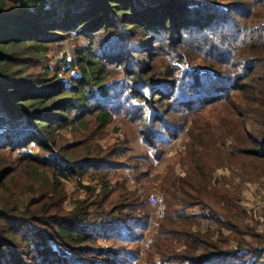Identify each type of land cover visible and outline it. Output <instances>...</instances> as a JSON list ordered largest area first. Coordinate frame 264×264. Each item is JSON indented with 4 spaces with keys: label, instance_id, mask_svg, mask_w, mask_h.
Here are the masks:
<instances>
[{
    "label": "trees",
    "instance_id": "16d2710c",
    "mask_svg": "<svg viewBox=\"0 0 264 264\" xmlns=\"http://www.w3.org/2000/svg\"><path fill=\"white\" fill-rule=\"evenodd\" d=\"M224 1L0 0V264H107L106 254L134 264L150 229L145 180L185 131L180 158L191 172L160 189L165 214L149 260L264 264V233L248 228L247 240L232 222L245 214L240 194L209 190L222 165L264 178V23L255 26L264 0ZM71 38L87 43L54 70L52 53ZM199 59L208 70L180 67ZM180 83L192 96L180 91L168 106ZM203 110L221 121L196 118L190 133L181 117ZM116 114L143 151L127 135L104 141ZM196 207L201 215L188 213ZM204 218L233 236L195 231Z\"/></svg>",
    "mask_w": 264,
    "mask_h": 264
},
{
    "label": "rangeland",
    "instance_id": "374dc122",
    "mask_svg": "<svg viewBox=\"0 0 264 264\" xmlns=\"http://www.w3.org/2000/svg\"><path fill=\"white\" fill-rule=\"evenodd\" d=\"M51 2H54L56 0H50ZM222 5H226V1L220 0ZM238 13V11L235 12V14ZM264 23V18L256 20L255 26L258 27L260 24ZM86 40L85 39H79L76 40L75 38H71L70 40L66 41L64 43L65 49L60 50L56 49L52 53V56L54 58V61L52 62V66L54 70L60 65L61 62L64 61V56L67 55L69 57V60H74L76 56V51L77 47L86 45ZM155 56H156V65H160L157 59L161 58L160 55V49L155 50ZM153 55V52H152ZM158 56V57H157ZM148 65L150 64L147 61H145ZM181 68H183V71L187 70H199V71H206L208 70L207 65L205 64L204 60L199 59L193 61L189 65H180ZM65 68V66H64ZM183 72L180 73L179 77H181ZM172 91L170 92L169 95H172V99H169L166 101V104L168 106H174L176 104V98H179L182 92H185V95H191V90L189 89L187 83H180L179 87L173 88L171 87ZM192 96V95H191ZM204 111V110H203ZM200 111L197 112L199 114L194 115V116H182L181 119L184 121L183 124L187 121L189 124L187 125V130L190 128V133L194 131L193 129V120H201L203 118H206V122H209L210 124L213 123V125L217 128L218 123L221 121V117L216 118V114H211L212 110H206V111ZM212 113H219V111H212ZM117 115V114H116ZM118 118L114 120L113 126H110L109 128V136L104 140L106 143L110 142L113 143L119 138H123L124 135H127L131 141L134 142V144L137 146V148L140 151H143L145 147L140 143V137L136 132L135 126L128 120L123 119L122 116L117 115ZM225 115H223L224 117ZM198 118V119H196ZM198 120V122H199ZM198 125V123H197ZM223 125H224V130L222 132L224 133L225 137L229 139L228 136V130L229 128L226 127V122L223 119ZM195 127H197L195 125ZM116 128H120V132L118 131L117 133L115 132ZM226 128V129H225ZM187 133L188 131H185L184 134L176 141L174 142L170 147L166 149V154L165 156L158 162L155 163V167L153 166L154 170H151L150 173H152L150 179L152 180V183L149 181V179L145 180L146 181V186L147 184H151L153 186V190L151 192V195L149 198L153 195L158 196L161 201V207H156L153 206L151 203L149 204V210L151 214V220H150V229L146 234V237L144 241L141 244L140 249H138L134 245L133 252L139 253V258L137 261H135L134 264H161L162 260L159 259V256L156 254L154 259L149 260V254L151 252L152 244L158 241L159 239V227L161 223L163 222V217L165 214V205H164V200L162 197V194L160 192L161 187L163 186V183L166 184L169 181H174L175 179L182 180V179H187L190 175V172L188 170L189 168V163L187 164L186 161L181 160L180 155L185 154L186 152V142H187ZM246 137V136H245ZM230 140H227V147H231L233 144L235 145V141L233 138H230ZM147 172V169H145ZM193 177H190L189 179H192L193 182L198 183V174L192 173ZM132 179V175L130 172H127V177ZM214 179L210 183V188L209 190L213 193L212 195H215L217 191H224L230 190L231 193L233 194H240L238 197V203L239 205L242 206V209L245 211L244 217L241 221H236L237 219L234 218L232 222H236V225L238 226V230L245 232L244 237L247 238V240L250 239V234L248 232V228L251 230H255L259 233H264V227H261V222L264 219V178L261 180L257 181H251L248 180L246 175L242 174V172L239 169L230 167L228 165H222V167H218L213 175ZM165 178H167V181L164 182ZM171 178V180L169 179ZM161 181V182H160ZM203 180L200 182L203 184ZM133 184L132 182L129 183L128 186H131ZM133 188L135 185L132 186ZM68 188L70 193L74 192L75 186L70 183L68 184ZM130 188V189H133ZM212 201L210 200L209 203ZM208 203V202H207ZM190 214L198 215L202 213V208L201 207H196L193 209H190L188 211ZM223 220H225L223 218ZM211 228L215 232V237L214 239H221L222 236L231 238L234 234V230L230 231L223 225H220L219 223L215 221H211L209 218L201 220L200 224L197 225V227H194L195 231H202L203 233L208 229ZM255 228V229H254ZM221 231L223 232V235H221ZM232 247L237 245L236 242L232 241ZM116 247V246H115ZM183 243L178 245L176 244V249L170 250L168 253L170 255H174L177 253V251L182 250ZM141 256V257H140ZM106 258L111 259L110 262H107L108 259H103L107 264H112V263H117L118 260L113 257V255L103 256ZM137 259V258H136ZM117 260V261H116ZM102 261V259H101ZM150 261V262H149ZM122 264H132L131 261H123ZM166 264H176V263H170L167 262Z\"/></svg>",
    "mask_w": 264,
    "mask_h": 264
},
{
    "label": "built area",
    "instance_id": "2783aa9c",
    "mask_svg": "<svg viewBox=\"0 0 264 264\" xmlns=\"http://www.w3.org/2000/svg\"><path fill=\"white\" fill-rule=\"evenodd\" d=\"M117 118H118L117 115H114V116H113V119H114V120H116ZM149 202H150L153 206H156V207H161V204H162L161 199H160L158 196H155V195H153V196H151V197L149 198ZM261 227H264V219H263L262 222H261Z\"/></svg>",
    "mask_w": 264,
    "mask_h": 264
},
{
    "label": "crops",
    "instance_id": "0c3cea01",
    "mask_svg": "<svg viewBox=\"0 0 264 264\" xmlns=\"http://www.w3.org/2000/svg\"><path fill=\"white\" fill-rule=\"evenodd\" d=\"M120 132V131H119ZM132 143H133V145H134V142L132 141ZM130 177V176H129ZM130 182H132L133 183V185H134V182L132 181V180H130ZM161 182V181H160ZM129 185V184H128ZM132 184H131V186H129L130 188H133L132 186H133Z\"/></svg>",
    "mask_w": 264,
    "mask_h": 264
}]
</instances>
